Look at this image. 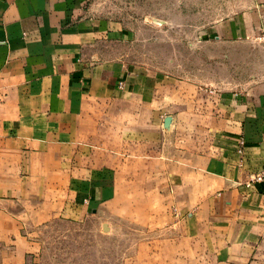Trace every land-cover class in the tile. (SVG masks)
<instances>
[{
  "label": "crops",
  "instance_id": "obj_1",
  "mask_svg": "<svg viewBox=\"0 0 264 264\" xmlns=\"http://www.w3.org/2000/svg\"><path fill=\"white\" fill-rule=\"evenodd\" d=\"M259 35L264 0H248L191 44ZM126 37L91 0H0V264H30L38 227L118 192L138 222L177 228L168 264H264V77L225 89L132 67L112 52Z\"/></svg>",
  "mask_w": 264,
  "mask_h": 264
},
{
  "label": "rangeland",
  "instance_id": "obj_2",
  "mask_svg": "<svg viewBox=\"0 0 264 264\" xmlns=\"http://www.w3.org/2000/svg\"><path fill=\"white\" fill-rule=\"evenodd\" d=\"M247 4L248 0H91V11L126 30V40L112 52L128 65L180 79L218 81L229 89L236 81L243 87L250 75L264 77V36L223 46L191 42ZM116 194L117 204L82 220L56 219L38 227L40 248L28 257L30 264H168L173 258L169 248L184 249L177 228L143 225L138 221L146 215L135 206H120Z\"/></svg>",
  "mask_w": 264,
  "mask_h": 264
},
{
  "label": "built area",
  "instance_id": "obj_3",
  "mask_svg": "<svg viewBox=\"0 0 264 264\" xmlns=\"http://www.w3.org/2000/svg\"><path fill=\"white\" fill-rule=\"evenodd\" d=\"M238 152H239V153H242V149L238 150ZM263 175H264L263 173L259 174V175L256 177V179H257V180H261L262 177H263ZM177 214H178V213H177Z\"/></svg>",
  "mask_w": 264,
  "mask_h": 264
},
{
  "label": "water",
  "instance_id": "obj_4",
  "mask_svg": "<svg viewBox=\"0 0 264 264\" xmlns=\"http://www.w3.org/2000/svg\"><path fill=\"white\" fill-rule=\"evenodd\" d=\"M169 117L165 118L164 127H168Z\"/></svg>",
  "mask_w": 264,
  "mask_h": 264
}]
</instances>
